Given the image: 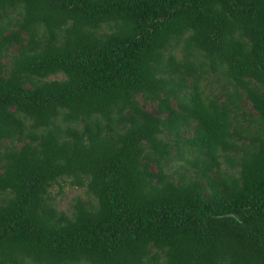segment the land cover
<instances>
[{"label":"trees","instance_id":"trees-1","mask_svg":"<svg viewBox=\"0 0 264 264\" xmlns=\"http://www.w3.org/2000/svg\"><path fill=\"white\" fill-rule=\"evenodd\" d=\"M0 264H264V0H0Z\"/></svg>","mask_w":264,"mask_h":264},{"label":"rangeland","instance_id":"rangeland-1","mask_svg":"<svg viewBox=\"0 0 264 264\" xmlns=\"http://www.w3.org/2000/svg\"><path fill=\"white\" fill-rule=\"evenodd\" d=\"M214 85H216L215 83H213ZM153 111V108H150ZM245 111L246 113H248L247 118L251 117V113H252V109L250 107H248L247 105L245 106ZM181 161L178 159H174L172 161V164H176ZM224 167V164H223ZM58 186H54L52 193L54 194V198H55V202L56 204H58V207H60L61 209H66L69 202L72 200V198L76 195H82L84 197V194L82 192L81 189L79 188H75V187H70L68 185L63 186V191L61 193L57 194L58 191Z\"/></svg>","mask_w":264,"mask_h":264}]
</instances>
